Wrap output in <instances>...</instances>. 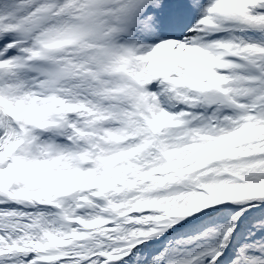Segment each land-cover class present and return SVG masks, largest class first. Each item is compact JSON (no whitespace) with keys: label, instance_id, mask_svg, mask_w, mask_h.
I'll list each match as a JSON object with an SVG mask.
<instances>
[{"label":"snow or ice","instance_id":"6c2138e0","mask_svg":"<svg viewBox=\"0 0 264 264\" xmlns=\"http://www.w3.org/2000/svg\"><path fill=\"white\" fill-rule=\"evenodd\" d=\"M0 264H264V0H0Z\"/></svg>","mask_w":264,"mask_h":264}]
</instances>
